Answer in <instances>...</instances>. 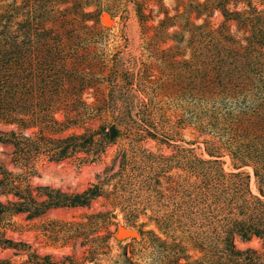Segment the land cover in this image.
<instances>
[{
	"label": "rangeland",
	"instance_id": "1",
	"mask_svg": "<svg viewBox=\"0 0 264 264\" xmlns=\"http://www.w3.org/2000/svg\"><path fill=\"white\" fill-rule=\"evenodd\" d=\"M247 132L264 0H0V264H245L225 236L264 200L252 166L231 174ZM233 238L264 263L262 238Z\"/></svg>",
	"mask_w": 264,
	"mask_h": 264
},
{
	"label": "trees",
	"instance_id": "2",
	"mask_svg": "<svg viewBox=\"0 0 264 264\" xmlns=\"http://www.w3.org/2000/svg\"><path fill=\"white\" fill-rule=\"evenodd\" d=\"M226 12L227 13L225 14L227 15V18L228 16H231L232 13L228 11ZM233 15H236V19H237L238 12L234 11ZM102 133L105 139L113 140L119 135V130L117 129L116 126L111 125L109 129H107L106 127H102ZM75 138L80 139L78 137ZM243 138H245L246 144H244V141L242 140ZM81 139H80V144L85 146L87 145V143L92 141V136L90 135L88 137H82ZM256 139L261 142H264V134L261 133L251 134L247 132L244 135H235L234 138H232L231 150L234 151L231 153L232 158L234 162H236L235 160H240V163L233 162L234 169L237 171H233L231 172V174L234 176L241 175L243 173L241 169L242 167L252 166L256 179L264 182V176L259 170L260 167L264 166V147L263 149H258V148L252 149L251 146L249 145L250 140L253 141ZM209 155L212 158L209 159L210 161H216L218 160L217 158L221 157L220 155H218V152L215 151H209ZM237 156H240L239 157L240 159ZM245 176H246V180L248 181L250 176L249 173L245 174ZM260 192H262V189H260ZM55 193L56 194H53L52 192L47 193V199L43 200V203L46 204L45 206H57L62 203L77 204V205L86 204L88 203L89 198L98 194V187L94 186L87 189L86 191H83L82 193H77L74 195H65V194L63 195L59 190H57ZM250 196L252 197V199H254V201H252L253 203H248L247 205L249 206V209L247 208L249 213L247 217L248 221L242 219L240 220L235 219V221H233V226H230L229 228L230 231L226 233L225 240L228 243L227 248L229 252L234 255L239 254L242 261L245 264H264V263H259L258 261H256L257 259H255V257L252 256V253H256L255 250L252 249L239 250L236 248V245L233 240L234 233L235 231H237L241 238L249 239L251 236L256 235L262 238L264 242V200L259 196H256L255 194H250ZM31 199L35 204V200L32 197ZM22 200L23 201H20L21 203H19V209L26 208L27 210H31L29 209L30 207L26 203L27 201L30 200V198L28 199L26 198ZM214 264H216V261H214Z\"/></svg>",
	"mask_w": 264,
	"mask_h": 264
}]
</instances>
